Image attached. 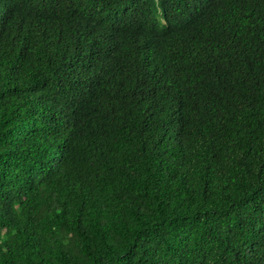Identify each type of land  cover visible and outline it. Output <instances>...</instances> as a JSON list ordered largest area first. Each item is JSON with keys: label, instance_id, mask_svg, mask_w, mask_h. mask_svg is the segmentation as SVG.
<instances>
[{"label": "trees", "instance_id": "trees-1", "mask_svg": "<svg viewBox=\"0 0 264 264\" xmlns=\"http://www.w3.org/2000/svg\"><path fill=\"white\" fill-rule=\"evenodd\" d=\"M0 264H264V0H0Z\"/></svg>", "mask_w": 264, "mask_h": 264}]
</instances>
